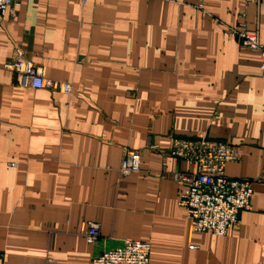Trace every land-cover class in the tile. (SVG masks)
I'll list each match as a JSON object with an SVG mask.
<instances>
[{"label": "crops", "instance_id": "1", "mask_svg": "<svg viewBox=\"0 0 264 264\" xmlns=\"http://www.w3.org/2000/svg\"><path fill=\"white\" fill-rule=\"evenodd\" d=\"M264 0H19L0 15V264H88L124 239L149 264H264V182L225 235L193 231L177 204L170 138L225 140L236 179L264 153ZM16 48L71 94L28 88L3 67ZM125 149L141 170L121 174ZM88 221L99 223L95 245Z\"/></svg>", "mask_w": 264, "mask_h": 264}, {"label": "built area", "instance_id": "2", "mask_svg": "<svg viewBox=\"0 0 264 264\" xmlns=\"http://www.w3.org/2000/svg\"><path fill=\"white\" fill-rule=\"evenodd\" d=\"M19 0H0V15H14ZM229 35L241 45L259 54V70L264 78V43L256 32H249L245 22L226 27ZM3 67L18 77L22 87L49 88L71 94L69 83L45 78L41 67L25 57L21 48H16L14 58ZM170 156L185 160L193 167V172L174 173L173 179L181 184L177 204L189 219L191 229L197 232H211L225 235L239 224V213L251 208V182H264V153L262 169L253 180L236 179L225 174L229 162L239 160L235 148L225 140L211 139L198 134L194 137L170 138ZM141 170V152L125 149L120 164V173L127 174ZM89 245H95L99 238V223L88 221L84 234ZM150 245L138 239H124L116 247L107 249L91 258L88 264H149Z\"/></svg>", "mask_w": 264, "mask_h": 264}]
</instances>
